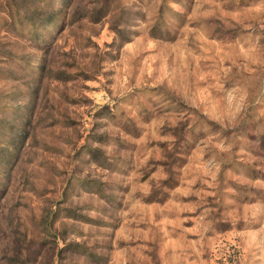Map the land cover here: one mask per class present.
Wrapping results in <instances>:
<instances>
[{
  "label": "rangeland",
  "instance_id": "374dc122",
  "mask_svg": "<svg viewBox=\"0 0 264 264\" xmlns=\"http://www.w3.org/2000/svg\"><path fill=\"white\" fill-rule=\"evenodd\" d=\"M0 264H264V0H0Z\"/></svg>",
  "mask_w": 264,
  "mask_h": 264
}]
</instances>
